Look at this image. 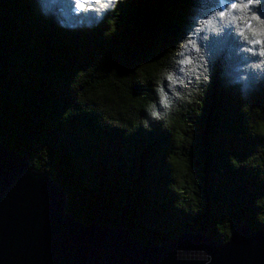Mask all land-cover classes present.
<instances>
[{"label":"trees","instance_id":"16d2710c","mask_svg":"<svg viewBox=\"0 0 264 264\" xmlns=\"http://www.w3.org/2000/svg\"><path fill=\"white\" fill-rule=\"evenodd\" d=\"M256 41L264 0H0V142L142 245L264 231Z\"/></svg>","mask_w":264,"mask_h":264},{"label":"water","instance_id":"95a60500","mask_svg":"<svg viewBox=\"0 0 264 264\" xmlns=\"http://www.w3.org/2000/svg\"><path fill=\"white\" fill-rule=\"evenodd\" d=\"M46 173L0 142V264H264V231L232 229L225 244L200 233L145 246L123 228L78 222Z\"/></svg>","mask_w":264,"mask_h":264},{"label":"snow or ice","instance_id":"6c2138e0","mask_svg":"<svg viewBox=\"0 0 264 264\" xmlns=\"http://www.w3.org/2000/svg\"><path fill=\"white\" fill-rule=\"evenodd\" d=\"M110 2H111V0H110ZM247 3L250 5V4L253 3V0H247ZM231 7H232V8H236V7H237V4L232 3V4H231ZM221 15H223V13H221ZM256 43H264V41H256ZM154 115H155V113H154Z\"/></svg>","mask_w":264,"mask_h":264},{"label":"rangeland","instance_id":"374dc122","mask_svg":"<svg viewBox=\"0 0 264 264\" xmlns=\"http://www.w3.org/2000/svg\"><path fill=\"white\" fill-rule=\"evenodd\" d=\"M92 1H94V0H92Z\"/></svg>","mask_w":264,"mask_h":264}]
</instances>
